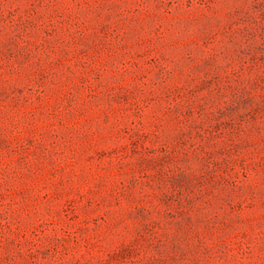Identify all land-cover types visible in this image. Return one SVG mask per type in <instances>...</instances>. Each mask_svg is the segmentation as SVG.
Here are the masks:
<instances>
[{
	"label": "rangeland",
	"instance_id": "rangeland-1",
	"mask_svg": "<svg viewBox=\"0 0 264 264\" xmlns=\"http://www.w3.org/2000/svg\"><path fill=\"white\" fill-rule=\"evenodd\" d=\"M0 264H264V0H0Z\"/></svg>",
	"mask_w": 264,
	"mask_h": 264
}]
</instances>
